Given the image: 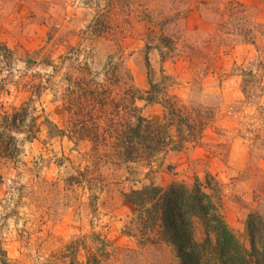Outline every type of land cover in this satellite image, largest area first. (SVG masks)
I'll list each match as a JSON object with an SVG mask.
<instances>
[{
    "label": "rangeland",
    "instance_id": "1",
    "mask_svg": "<svg viewBox=\"0 0 264 264\" xmlns=\"http://www.w3.org/2000/svg\"><path fill=\"white\" fill-rule=\"evenodd\" d=\"M228 1L0 0V45L10 51L0 57V115L25 104L24 129L32 116L39 125L32 140L14 133L17 153L0 158V245L10 264H179L174 247L141 242L137 211L122 196L149 183H197L249 246L248 214L264 217V0H237L234 14ZM98 21L102 34L91 31ZM66 75L103 84L108 100L133 87L138 113L156 122L167 98L212 121L194 145L116 165L111 136L104 143L100 131L94 149L69 130ZM150 82L157 101L144 99ZM114 102L95 118L115 117ZM195 238H204L198 222ZM205 264H217L211 250Z\"/></svg>",
    "mask_w": 264,
    "mask_h": 264
},
{
    "label": "trees",
    "instance_id": "2",
    "mask_svg": "<svg viewBox=\"0 0 264 264\" xmlns=\"http://www.w3.org/2000/svg\"><path fill=\"white\" fill-rule=\"evenodd\" d=\"M226 4V11L231 13L243 7L237 0H229ZM102 30L99 21L91 26L94 33L102 34ZM146 47L149 48L150 44H146ZM8 56L9 49L0 45V57L5 61ZM80 69L90 72L86 64ZM148 69H152L150 65ZM76 78L71 75L64 77L67 84L64 109L70 113L68 128L79 139H90L94 149L98 145L95 141L99 139L100 131L104 132V143L107 135L111 136L116 149L111 161L116 165L129 167V163L137 161L150 164L159 153L181 150L187 143L194 145L212 121L210 113L202 118L196 112L192 114V108L184 102L167 98L164 116L156 122L138 113L135 105L138 92L133 87L124 92L125 96L120 101L112 97L108 100V97L103 96V92L108 89L103 84L87 81L84 77ZM149 84L151 89L147 90L148 96L144 99L157 101L160 91L154 83ZM125 97L128 101L122 107L119 102L123 103ZM110 101H117L114 104L119 111H115L112 119L111 112H104L103 121H98L95 113L105 102ZM120 107L124 110L122 115ZM28 117L29 111L25 104L0 115V158L10 159L17 153L19 143L14 133H25V139L28 140L35 138L39 125L32 116L24 129ZM207 188L213 190L209 185ZM122 196L137 211L136 223L139 225L141 242H164L174 247L179 264H205L208 250L212 251L217 264H264V217L256 211L247 216L249 246L245 247L220 215L217 195L215 198L197 183L187 186L171 182L164 187L149 183L123 192ZM196 222L200 223L203 230L201 242L195 238ZM91 261L97 263L98 259L93 257ZM0 264H10L1 245Z\"/></svg>",
    "mask_w": 264,
    "mask_h": 264
}]
</instances>
